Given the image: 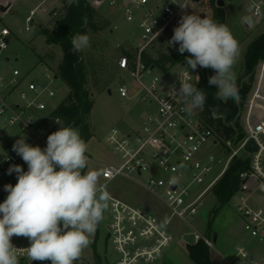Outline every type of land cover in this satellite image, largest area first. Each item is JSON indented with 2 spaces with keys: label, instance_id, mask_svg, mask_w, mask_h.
I'll return each mask as SVG.
<instances>
[{
  "label": "built area",
  "instance_id": "2783aa9c",
  "mask_svg": "<svg viewBox=\"0 0 264 264\" xmlns=\"http://www.w3.org/2000/svg\"><path fill=\"white\" fill-rule=\"evenodd\" d=\"M99 1L139 31L140 52L174 33L181 17L191 14L190 10L196 4L195 0ZM91 5L97 8L94 2ZM184 5L187 7L182 8ZM263 5V2L250 5L255 17L261 15ZM30 20H27L26 32L31 30ZM10 36L7 28L0 32L2 51L7 48L6 38ZM173 69L164 72L146 67L139 57L132 72L140 87L138 95L145 116L140 118L136 132L113 128L105 140L106 146L119 158L117 165L101 166L106 189L118 180L131 181L162 201L170 212L169 220L162 222L154 211L110 195L108 240L117 255L116 264L160 261L176 240L170 228L171 221L174 218L185 221L188 216L196 215L205 196L213 191L232 162L244 157L248 159V168L240 173V188L230 202L235 203L248 242L237 244L226 263L264 264V61L257 67L245 107L246 138L238 146L225 143L227 150L195 112H185L183 102L170 96L169 88L174 85L178 90L180 80H188L197 86L199 79L195 71L186 66L178 72ZM12 76L8 79L0 71V203L8 195L4 186L17 183V174L8 173L10 166L20 165L27 171V164L13 151L16 140L25 136L26 143L44 149L48 135L60 128L53 115L58 106L51 107L50 104L58 94L54 88L57 79L46 75L45 81L27 85L20 79L18 70H13ZM23 85L27 86V91L20 90ZM16 93L19 98L10 101ZM118 93L121 98H130L127 85L120 86ZM152 105L155 107H150ZM250 140L257 147L252 154L245 151ZM232 150L223 165L220 154L228 155ZM88 160L94 163L89 157ZM193 187L197 189L193 190ZM194 238L195 243L203 241L210 250L215 249L213 238L201 235L197 230ZM12 243L19 250V264H39L27 256L26 248L30 246L27 238L14 236ZM258 246L262 248L257 249Z\"/></svg>",
  "mask_w": 264,
  "mask_h": 264
},
{
  "label": "rangeland",
  "instance_id": "374dc122",
  "mask_svg": "<svg viewBox=\"0 0 264 264\" xmlns=\"http://www.w3.org/2000/svg\"><path fill=\"white\" fill-rule=\"evenodd\" d=\"M41 1L44 0H0V7L8 8L7 11L0 10V32L3 28H7L11 33L7 48L0 54V71L11 79L13 70H18L20 79H24L27 85L33 81H45L46 75L56 77L63 58L61 48L48 46L39 30L44 27L55 28V21L65 13L66 0H48L35 15V24L30 32L25 31L28 25L27 15ZM90 1L97 5V8H94L100 13L99 21L104 29L88 33L91 46L83 51L84 60L91 73L89 90L93 93V107L88 116L87 130L78 131L88 145L87 156L96 163H88L86 171L97 170L102 173V165L119 163V158L106 146L105 140L110 130L119 128L125 132H136L140 127V118L145 116L144 105L140 102L138 95L140 87L135 82L132 72V65L140 57L139 53L138 56L135 55V50L140 52L138 46L141 41L139 31L126 22L123 16H119L114 10H109L99 0ZM224 1L225 7L218 8L216 0H202L191 8L190 13L200 15L201 18L209 17L215 21L219 17L221 20L219 23L226 25L238 41L240 56L233 69L237 81L244 69L245 54L249 44L264 34V14L259 17L254 16L253 9L250 7L253 0ZM54 8H57V11L50 17ZM105 22L108 23L107 26ZM171 38V34H168L150 46L149 55L157 59L160 53L173 54L176 49L167 44ZM126 52H129L132 57L127 56ZM263 61L264 56L261 59V62ZM182 66L187 67L186 62L180 61L172 69L178 72ZM94 80L102 82L94 87ZM145 81L148 82L149 79L146 78ZM122 85L128 86L130 98L120 97L118 88ZM54 88L58 90V94L55 99L50 100L51 107L59 106L69 93V88L59 79L55 81ZM20 90L27 91V86L23 85ZM18 98V93H16L9 99L13 101ZM150 107H155V105ZM233 151H230L228 155L220 154L223 165ZM101 183H105L103 177H101ZM196 189L193 187V190ZM106 190L110 195L133 206L154 211L162 222H167L170 218V212L162 201L131 181L123 179L115 181L108 185ZM234 206V202H229L219 208L212 191L205 196L196 215L188 216L185 221L174 218L170 228L174 234L179 236L178 242L185 247L187 243L195 241V230L201 235L208 236L210 227L212 236L218 234L215 249L220 254L229 256L235 239L248 242V237L243 231L242 222ZM214 208L219 209L216 214L213 213ZM109 222L108 207L104 213V219L97 226L94 235L90 237L89 246L75 264H116L117 255L108 240ZM261 248V246L257 247V249ZM210 254L215 257L217 264H223L217 260L220 257L216 252Z\"/></svg>",
  "mask_w": 264,
  "mask_h": 264
},
{
  "label": "clouds",
  "instance_id": "9594fccd",
  "mask_svg": "<svg viewBox=\"0 0 264 264\" xmlns=\"http://www.w3.org/2000/svg\"><path fill=\"white\" fill-rule=\"evenodd\" d=\"M71 44L74 52H82L91 46L90 37L77 33ZM167 44H178L179 53L190 54L186 58L188 69L194 71L200 66L214 70L208 83L215 86L216 99H239L233 69L240 47L226 25L195 13L185 14ZM169 90L170 96L183 102L185 112L204 110L205 91L188 80H180L178 90L174 85ZM212 115L220 118L215 109ZM56 123L60 128L48 135L44 149L26 143L25 136L13 144V151L27 164V171L20 165L8 169L9 174H17V183L4 186L8 195L0 203V264H19V250L12 243L14 236L30 241L26 253L33 262L75 264L109 207L110 194L101 183L103 174L85 171L89 163L87 143L78 129L62 125L59 117Z\"/></svg>",
  "mask_w": 264,
  "mask_h": 264
},
{
  "label": "trees",
  "instance_id": "16d2710c",
  "mask_svg": "<svg viewBox=\"0 0 264 264\" xmlns=\"http://www.w3.org/2000/svg\"><path fill=\"white\" fill-rule=\"evenodd\" d=\"M65 2V13L55 21V28L44 27L40 28L39 31L45 37V42L48 46L60 47L63 52L62 62L58 67L56 78L69 88V93L56 108L53 115L56 118L59 117L64 126H72L84 132L87 130L88 116L93 107V93L89 90L91 73L84 60V52L73 51L71 38L77 33L88 35L89 32H99L104 27L101 21H99V11L88 0H78V3H73L71 0L69 2L66 0ZM216 21L220 22L221 20L217 17ZM107 24L105 22V26ZM174 48L176 50L173 54L160 53L157 59L149 55L148 49L142 52L134 50L136 56L140 54L143 65L167 72L180 63V61L186 62V58L190 56L188 52L179 53L178 44L174 45ZM126 55L131 56L129 52H126ZM263 56L264 34L252 41L247 48L244 69L241 77L236 81L239 95L238 100L229 99L227 102H223L216 99V88L208 83L209 77L215 75L214 70L197 66V70L195 71L199 78L197 87L205 91L207 100L203 111L197 109L194 112L207 127L215 132L218 141H220L226 150L225 143L230 142L233 146H238L246 138L243 125L245 107L254 84L257 67ZM133 68H135V64L132 65ZM101 82L94 80L93 86L97 87ZM213 109L216 110L220 118H213ZM247 168L248 159L246 157L236 159L213 188L219 208L227 205L238 191L240 188L239 175ZM218 211V208H214L213 213L216 214ZM211 236L212 230L209 227L207 237L211 238ZM187 249L190 258L195 264H213L210 250L203 241L189 244L187 245Z\"/></svg>",
  "mask_w": 264,
  "mask_h": 264
},
{
  "label": "crops",
  "instance_id": "0c3cea01",
  "mask_svg": "<svg viewBox=\"0 0 264 264\" xmlns=\"http://www.w3.org/2000/svg\"><path fill=\"white\" fill-rule=\"evenodd\" d=\"M47 1L48 0H44V1H41L34 9H32L31 11H30V13H29V15H27V17H26V21L29 19V18H31V20H30V26H31V28L34 26V24H35V19H34V17H35V15L37 14V12L40 10V8L42 7V6H44L46 3H47ZM89 1V0H88ZM254 2H252V3H258V2H263L264 3V0H259V1H257V0H253ZM263 7H264V5H263ZM54 9H57V8H54ZM53 9V10H54ZM262 13L261 14H264V9H262V11H261ZM52 13V12H51ZM50 13V14H51ZM34 14V15H33ZM50 17H51V15H50ZM33 23V24H32ZM32 24V25H31ZM3 72V71H2ZM4 73V72H3ZM56 78V77H55ZM57 79V78H56ZM58 80V79H57ZM176 235V234H175ZM215 236L217 237V242H218V234H213V236H211V238H213V241H214V238H215ZM239 235H237V237H238ZM178 239H179V236H177L176 235V240H175V243L171 246V248H169L166 252H165V254H164V256H163V258L160 260V261H158V262H156V263H154V264H195L194 263V261L190 258V255H189V252H188V249H187V245H189V244H196L195 243V241L193 242V243H187L186 244V246L184 247V246H182L179 242H178ZM245 240H242V241H240V239H235V243H234V246L232 247V251L229 253V256H224V255H222V254H220L216 249H214V250H210V253L211 252H216L218 255H219V259H217V260H219L220 262H222L223 264H227L226 262H227V260L229 259V258H231L232 256H233V251H234V248L236 247V245L237 244H239V243H242V242H244ZM214 244H216L215 242H214ZM210 257H211V261H212V263L213 264H217V262H216V260H215V257L212 255V254H210Z\"/></svg>",
  "mask_w": 264,
  "mask_h": 264
},
{
  "label": "water",
  "instance_id": "95a60500",
  "mask_svg": "<svg viewBox=\"0 0 264 264\" xmlns=\"http://www.w3.org/2000/svg\"><path fill=\"white\" fill-rule=\"evenodd\" d=\"M201 1H202V0H195V3L198 4V3H200ZM216 5H217L218 8H224L225 5H226V3H225L224 0H216ZM0 10H1V11H7L8 8H5V7L1 6V7H0ZM56 11H57V9H54L50 15L53 16V15L56 13ZM32 24H33V23H32ZM32 24H31V25H32ZM10 40H11V36L6 38V45H7V46H8V44H9ZM1 53H2V50L0 49V54H1ZM245 151H246L247 153H249V154H252V153H254L255 151H257L256 144H255V142H254L253 140H250V141L247 143V145L245 146ZM214 242H215V243L217 242V237H216V236H215V238H214Z\"/></svg>",
  "mask_w": 264,
  "mask_h": 264
}]
</instances>
